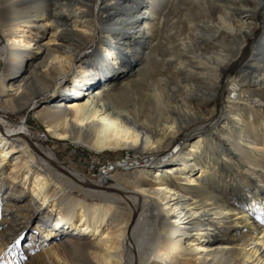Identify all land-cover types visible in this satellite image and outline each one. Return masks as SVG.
I'll return each instance as SVG.
<instances>
[{
	"label": "bare ground",
	"instance_id": "6f19581e",
	"mask_svg": "<svg viewBox=\"0 0 264 264\" xmlns=\"http://www.w3.org/2000/svg\"><path fill=\"white\" fill-rule=\"evenodd\" d=\"M260 13L264 0H0V264H264ZM22 31L34 38L9 44ZM48 95L36 115L56 139L133 157L96 182L60 162L7 118Z\"/></svg>",
	"mask_w": 264,
	"mask_h": 264
},
{
	"label": "rangeland",
	"instance_id": "374dc122",
	"mask_svg": "<svg viewBox=\"0 0 264 264\" xmlns=\"http://www.w3.org/2000/svg\"><path fill=\"white\" fill-rule=\"evenodd\" d=\"M101 1L102 0H100V2ZM96 2L100 3L99 0H96ZM97 13L98 12L96 10L95 14H97ZM263 19H264L263 13L258 14V21L260 23H262ZM262 34H263V30L260 29L257 32L256 37L259 38V37H261ZM101 37H103V34L99 33V31H97L95 34V40H94L95 42L88 47V50L86 51V53L96 51V48L99 44V40ZM32 38H34V36H31L30 34L24 33L22 31L17 36V39L12 40L11 42H9V44H15L19 47H22V46L26 45V43L30 42ZM10 39H12V38H10ZM254 46H255L254 40H251L248 43L247 48H246L245 52L243 53L239 62L235 63V65L232 69L233 72L238 71L241 68V66H243L244 64H246L247 62L250 61V58L252 56V50H253ZM97 52L101 53V54L103 53L102 56L107 55V53H106L107 51L105 49L102 50L99 48V50ZM30 53L33 56H39L40 55V53L37 52L36 48L34 47V44L32 45V47H30ZM79 66H80L79 60L73 62V64L71 66H69L70 70L67 73V82L68 81L70 82L74 77L78 76V74L76 75V73L80 68ZM3 72H4V66L0 68V80L2 79ZM52 98L53 97H51V95H48L45 98H38L35 103L29 105L24 110L18 111L17 113H9L7 118L10 121H13L14 123L28 122L29 128H30L29 135H31V137L36 138V139L39 138L42 142L43 147L46 150H50L52 148L55 151V154H56V156L60 162L67 165L68 167L76 170L80 174H83L92 182H96L97 178L100 177L101 175H103V173L105 175V173L109 169L113 168L112 165L114 166V165L118 164L119 162L124 163L130 157H133L132 153L129 154L126 151H120L118 153L108 152V153L99 155V154H95V153L87 150L84 147H76L71 142L60 141V140L56 139L54 136H52L50 133L47 132L46 125L42 121H40L36 115V112L38 110H40L43 107V105L47 104V102H49ZM223 103H224V97L222 95H220L218 97L219 113H221ZM184 137H185V135H182V137H180L178 139L177 144L181 143V140ZM215 137H216L217 141L223 142L220 135L217 134V135H215ZM175 149L176 148L174 147V148H171L170 150L164 152L162 154L161 159H163V161H167V159L172 158L170 155H172V152H174ZM187 149H190V147H187ZM16 157L17 156H14L11 159L7 157V161L9 164H8V167L4 170V175H3L4 177L6 175L11 174L10 173L11 170H9V169H10V166L13 164V161ZM29 177H31L33 180L36 178L35 175H32V174ZM24 179L25 178L20 177V179L18 181L21 182V181H24ZM27 185H28V182H27ZM29 188H30V190H32L33 185H31ZM41 202H43V201H41ZM52 205L53 204L51 202L50 203L47 202V204H45V206H47V207H51ZM161 213H163V211H161ZM34 224H35V221L32 223V225H34ZM55 264H58V263H55Z\"/></svg>",
	"mask_w": 264,
	"mask_h": 264
},
{
	"label": "snow or ice",
	"instance_id": "6c2138e0",
	"mask_svg": "<svg viewBox=\"0 0 264 264\" xmlns=\"http://www.w3.org/2000/svg\"><path fill=\"white\" fill-rule=\"evenodd\" d=\"M261 223H264V219H261Z\"/></svg>",
	"mask_w": 264,
	"mask_h": 264
}]
</instances>
